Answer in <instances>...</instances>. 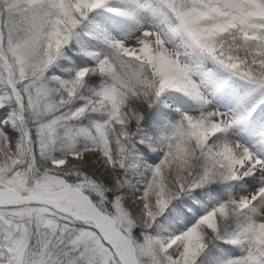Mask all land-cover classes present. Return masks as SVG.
<instances>
[{
	"label": "snow or ice",
	"instance_id": "obj_1",
	"mask_svg": "<svg viewBox=\"0 0 264 264\" xmlns=\"http://www.w3.org/2000/svg\"><path fill=\"white\" fill-rule=\"evenodd\" d=\"M0 264H264V0H0Z\"/></svg>",
	"mask_w": 264,
	"mask_h": 264
}]
</instances>
